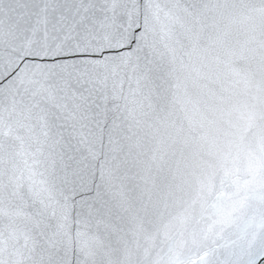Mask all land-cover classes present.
<instances>
[{"label":"snow or ice","instance_id":"6c2138e0","mask_svg":"<svg viewBox=\"0 0 264 264\" xmlns=\"http://www.w3.org/2000/svg\"><path fill=\"white\" fill-rule=\"evenodd\" d=\"M0 264H264V0H0Z\"/></svg>","mask_w":264,"mask_h":264}]
</instances>
